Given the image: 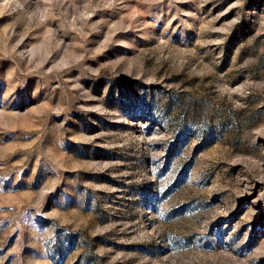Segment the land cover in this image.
I'll return each instance as SVG.
<instances>
[{"label":"rangeland","instance_id":"374dc122","mask_svg":"<svg viewBox=\"0 0 264 264\" xmlns=\"http://www.w3.org/2000/svg\"><path fill=\"white\" fill-rule=\"evenodd\" d=\"M0 264H264V0H0Z\"/></svg>","mask_w":264,"mask_h":264}]
</instances>
